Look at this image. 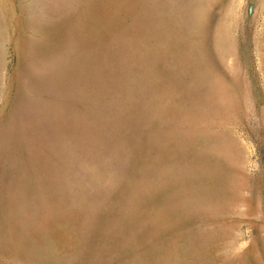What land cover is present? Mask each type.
Returning <instances> with one entry per match:
<instances>
[{"label": "rangeland", "instance_id": "1", "mask_svg": "<svg viewBox=\"0 0 264 264\" xmlns=\"http://www.w3.org/2000/svg\"><path fill=\"white\" fill-rule=\"evenodd\" d=\"M0 264H264V0H0Z\"/></svg>", "mask_w": 264, "mask_h": 264}]
</instances>
